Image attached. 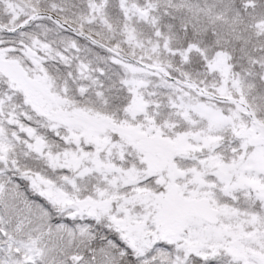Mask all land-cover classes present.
Instances as JSON below:
<instances>
[{"label":"snow or ice","instance_id":"1","mask_svg":"<svg viewBox=\"0 0 264 264\" xmlns=\"http://www.w3.org/2000/svg\"><path fill=\"white\" fill-rule=\"evenodd\" d=\"M0 264H264V0H0Z\"/></svg>","mask_w":264,"mask_h":264}]
</instances>
